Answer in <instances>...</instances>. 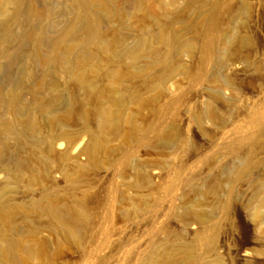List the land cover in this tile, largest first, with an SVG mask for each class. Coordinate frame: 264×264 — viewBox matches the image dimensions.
<instances>
[{
  "label": "rangeland",
  "instance_id": "374dc122",
  "mask_svg": "<svg viewBox=\"0 0 264 264\" xmlns=\"http://www.w3.org/2000/svg\"><path fill=\"white\" fill-rule=\"evenodd\" d=\"M22 3L0 264H264V0H89L88 40L74 0Z\"/></svg>",
  "mask_w": 264,
  "mask_h": 264
},
{
  "label": "bare ground",
  "instance_id": "6f19581e",
  "mask_svg": "<svg viewBox=\"0 0 264 264\" xmlns=\"http://www.w3.org/2000/svg\"><path fill=\"white\" fill-rule=\"evenodd\" d=\"M26 1V0H25ZM23 2V0H0V37L1 38H4L5 36H7L8 34H9V32H10V23L11 22H14V21H18L17 20V18H18V16H19V13L20 12H22V3ZM76 3V5H77V11H74V12H72L73 14H74V16H73V19H75V20H72V21H76V20H78V21H81V25H82V27H83V30L82 31H84V33H83V35L85 34V38H86V40H88V38H95L96 36H97V18L91 13V11H90V9H89V0H74V4ZM8 4H11L12 5V10L10 11V10H8L7 9V5ZM29 5H30V3H29ZM46 5V4H45ZM25 6V5H24ZM48 6H50V5H48ZM58 9V8H57ZM56 10V9H55ZM24 11V10H23ZM49 11V10H48ZM47 11V12H48ZM68 11V10H67ZM50 12V11H49ZM56 12V11H55ZM69 12V11H68ZM67 12V13H68ZM23 13V12H22ZM28 13H30V12H28ZM66 13V14H67ZM25 14H26V12H25ZM49 14V13H48ZM47 14V15H48ZM63 14H65V12L64 13H62V15L61 16H63L64 17V15ZM22 15V14H21ZM50 15V14H49ZM29 16H31V14L29 15ZM26 17V16H25ZM48 17V16H47ZM27 18V17H26ZM51 18V17H50ZM50 18H48V19H50ZM23 19V18H22ZM43 19V18H42ZM51 20V19H50ZM20 21V20H19ZM26 21V20H25ZM38 21H40V20H38ZM30 22V21H29ZM41 22V21H40ZM39 22V23H40ZM44 22V21H43ZM49 22V21H48ZM48 22H46V23H48ZM68 22V21H67ZM71 22V21H70ZM33 23V22H32ZM42 23V22H41ZM40 23V24H41ZM72 23L73 22H71V24L69 23V25H72ZM30 25V24H29ZM38 25V24H37ZM67 25V24H66ZM66 25H64L65 27H64V29L63 30H61L60 31V33H59V35L58 36H54L53 35V38H51L50 40H49V44H50V49H51V51L53 50V48H58L59 47V45L62 43V42H64V41H66V40H75L78 36H77V33L75 34L74 33V31L72 32L71 30L72 29H70L71 28V26L69 27V26H66ZM40 26V25H39ZM42 26V25H41ZM46 27V26H45ZM49 27H51V26H49ZM38 28V27H37ZM44 28V27H43ZM29 30H26V31H24V33H25V35L26 34H32V33H34L35 31H37V30H35L34 31V29H36V27L35 26H31L30 25V27L28 28ZM39 30L41 29V28H38ZM48 29V28H47ZM38 30V32L37 33H39L40 31ZM43 30V29H42ZM41 30V31H42ZM12 31V30H11ZM44 31V30H43ZM47 32V31H46ZM78 33H80V32H78ZM36 34V33H35ZM35 34H32V35H35ZM41 34V33H40ZM43 34H45V33H43ZM42 34V35H43ZM32 35H31V37H32ZM38 35V34H37ZM41 35V36H42ZM28 36V35H27ZM40 36V35H39ZM46 36V35H45ZM79 36H80V34H79ZM10 37V36H9ZM36 37V36H35ZM34 37V38H35ZM49 37H50V35H49ZM33 38V37H32ZM31 38V39H32ZM39 38V37H38ZM37 38V39H38ZM39 39H41V37L39 38ZM43 39V38H42ZM4 40V39H3ZM29 40V39H28ZM45 41V40H44ZM47 41V40H46ZM62 41V42H61ZM34 42V41H33ZM36 42H38L39 43V40H36ZM61 42V43H60ZM38 43H36L37 45H38ZM40 45V44H39ZM61 46V45H60ZM37 48H39V46H36ZM34 48L33 50H34V54L35 55H37V54H39V49H37V48ZM49 47V46H48ZM49 49V48H48ZM50 49H49V51H50ZM58 50V49H57ZM56 50V51H57ZM60 50V49H59ZM55 51V50H54ZM52 52V53H56V51L55 52ZM51 58V53H50V55L47 57V59H50ZM14 97L11 95L10 97H9V99H8V101H12V100H14L13 99ZM2 125L5 127V130L7 131V132H10L11 130H12V125L10 124V123H8V122H3L2 123ZM37 140H38V138H36Z\"/></svg>",
  "mask_w": 264,
  "mask_h": 264
}]
</instances>
